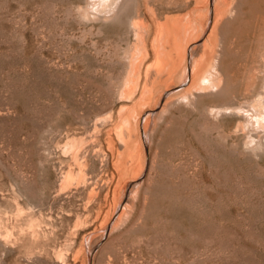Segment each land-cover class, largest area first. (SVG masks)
I'll use <instances>...</instances> for the list:
<instances>
[{
    "label": "rangeland",
    "instance_id": "374dc122",
    "mask_svg": "<svg viewBox=\"0 0 264 264\" xmlns=\"http://www.w3.org/2000/svg\"><path fill=\"white\" fill-rule=\"evenodd\" d=\"M101 1L0 0V264H264V0Z\"/></svg>",
    "mask_w": 264,
    "mask_h": 264
},
{
    "label": "bare ground",
    "instance_id": "6f19581e",
    "mask_svg": "<svg viewBox=\"0 0 264 264\" xmlns=\"http://www.w3.org/2000/svg\"><path fill=\"white\" fill-rule=\"evenodd\" d=\"M118 1L119 0H102L101 1V3H100V6H101V8L99 9V13L101 12V13H103L104 15H108V13H109V9L111 10V11H113L117 6H118ZM129 3V2H128ZM120 5V4H119ZM217 6V8H218V6H220L219 4L218 5H216ZM223 6V5H222ZM227 6V5H226ZM214 8H216V7H214ZM216 8V9H217ZM226 8V7H225ZM221 9H222V7H221ZM237 10V9H236ZM110 11V12H111ZM214 11H216L215 9H214ZM217 11H218V9H217ZM219 12V11H218ZM217 13V12H216ZM110 16V15H109ZM140 16V15H139ZM214 16H215V14H214ZM223 16V15H222ZM214 18V17H213ZM219 18V17H218ZM157 20V19H156ZM226 20V19H225ZM207 22V21H206ZM130 23V22H129ZM156 23V22H155ZM186 23H187V21H186ZM216 23V22H215ZM214 23V24H215ZM142 24V23H141ZM157 24V23H156ZM159 24V23H158ZM158 24H157V26H158ZM165 24V23H164ZM163 24V25H164ZM213 24V25H214ZM131 26V25H130ZM160 26V25H159ZM166 26V25H165ZM187 26V25H186ZM185 26V27H186ZM137 27V26H136ZM156 27V26H155ZM164 27V26H163ZM163 27H162V30H163ZM138 28V30H139V28L140 27H137ZM133 29H134V26H133ZM142 29V28H141ZM158 29H160V28H158ZM166 29H167V27H166ZM165 29V30H166ZM177 29V28H176ZM134 30H137V29H134ZM168 30H169V28L167 29V32L166 33H168ZM171 27H170V30H169V32H170V34L171 33H173V31L171 32ZM178 30V29H177ZM180 30V29H179ZM195 30V29H194ZM164 31V30H163ZM163 31H162V34H163ZM181 31V30H180ZM141 32V31H140ZM139 32V33H140ZM177 32V31H176ZM175 31H174V33H176ZM182 32H184V31H182ZM213 32V31H212ZM211 32V33H212ZM135 33H136V31H135ZM137 33H138V31H137ZM137 33H136V35H137ZM145 33V32H144ZM165 33V34H166ZM181 33V32H180ZM141 34V33H140ZM162 34H161V37H164L165 36V34L162 36ZM191 34V33H190ZM193 34V33H192ZM139 35V34H138ZM138 35H137V37H138ZM144 35V34H143ZM168 35V34H167ZM174 35V34H173ZM188 35H189V33H188ZM194 36H195V34H193ZM157 36V35H156ZM159 36H160V33H159ZM159 36H158V38H157V40L159 39ZM171 36V35H170ZM181 35L179 34L178 35V41H180L181 40V37H180ZM186 36H187V33H186ZM193 36V37H194ZM213 36V35H212ZM167 37V36H166ZM192 37V38H193ZM139 38V37H138ZM144 38V37H143ZM156 38V37H155ZM169 38V37H168ZM188 38V37H187ZM191 38V36H189V39ZM166 39V38H165ZM185 39H186V37H185ZM208 39H209V37H208ZM156 40V41H157ZM160 40H162V38L160 39ZM167 40V39H166ZM166 40H164V42L166 43ZM197 38L195 37L194 38V40H192L193 42L191 43V42H187L186 43V41H185V43H184V40H183V47L181 48V47H179L178 48V51H177V53H176V60H174V58H172V56H173V54H172V56H170L171 58H167L168 59V61L170 62H172L171 64L173 65L172 67L174 68V69H176V68H178L179 67V65H183L184 64V70L186 69L185 68V64H187V54L188 53H190V55L189 56H191V53L193 52V50L195 49V47L197 46V44H198V42H197ZM215 40V39H214ZM139 41V40H138ZM153 41V40H152ZM168 41V40H167ZM169 41H170V39H169ZM189 41V40H188ZM143 42V41H142ZM141 42V43H142ZM154 42V41H153ZM161 42V41H160ZM163 42V41H162ZM172 43H173V41H171ZM156 43V42H155ZM154 43V44H155ZM169 43V42H168ZM222 43V42H221ZM136 44H138V43H136ZM156 44H158V43H156ZM174 45H176L175 43H173ZM179 44H180V42H179ZM204 44H205V42H204ZM213 44V43H212ZM139 45V44H138ZM159 45V44H158ZM161 45H164L163 43L162 44H160V46H158V48L159 47H161ZM166 45V44H165ZM178 45V44H177ZM221 45V44H220ZM144 46H145V43H144ZM171 46V49H172V45H170ZM179 46V45H178ZM180 46H181V44H180ZM201 46V45H200ZM205 46V45H204ZM207 46H209V45H207ZM219 46V45H218ZM222 46V45H221ZM168 47H169V45H168ZM144 48V47H143ZM262 49H260L261 50V52H260V50H259V55L260 56H264V44L262 45V47H261ZM139 49H140V46H139ZM138 49V50H139ZM170 49V47H169V50H171ZM224 49V48H223ZM212 50V49H211ZM213 50H215V49H213ZM219 50V49H218ZM226 50V49H225ZM252 50V49H251ZM141 51H142V49H141ZM140 51V54H143L142 52H144V51H142L141 52ZM163 51V50H162ZM160 52V51H159ZM158 52V53H159ZM169 52V51H168ZM173 51H171V53H172ZM219 52H220V50L218 51V54H219ZM145 53V52H144ZM201 53H202V55H204V56H208L207 58L209 59L208 60V64H207V67H206V65L204 66L203 65V63H201L202 61H203V59H199V62H197L196 63V65H195V67H194V72L192 73L191 72V75H190V72L189 73H187V75H186V73L183 75L184 77H183V81L187 78V76H189L188 78H187V80H191V82H190V87L189 88H192V89H197V88H199V90H200V88H206V87H213L214 86V89L216 88H219L217 85H219L220 83H219V80H220V78L222 77L221 76V72H220V68L219 67H217L218 65H217V62H216V60L215 59H217V58H213L214 56H213V51H208V53L206 52V50H204L203 49V52L201 51ZM222 53H224V52H222ZM144 55L145 54H143L142 55V57H144ZM160 55V54H159ZM217 55V54H216ZM204 56H202L203 58H204ZM140 57H141V55H139V59H140ZM158 57V56H157ZM215 57H217V56H215ZM162 58V57H161ZM190 58V57H189ZM200 58V57H199ZM262 58V57H261ZM160 59V58H159ZM171 59H173V60H171ZM214 59V60H213ZM202 60V61H201ZM206 60V59H205ZM220 60H222V57H221V59ZM168 61H167V63H168ZM201 61V62H200ZM205 62V61H204ZM261 63V62H260ZM141 64V63H140ZM170 64V63H169ZM220 64V63H219ZM224 65V64H223ZM229 65V64H228ZM254 65V64H253ZM164 66H166L165 64H164ZM169 66V65H168ZM204 66V67H203ZM259 66V65H258ZM167 67V66H166ZM252 67V66H251ZM260 67V66H259ZM162 68V67H161ZM171 68V67H170ZM169 68V69H170ZM206 68V69H205ZM258 67H256V68H254V69H257ZM135 69V68H134ZM168 69V70H169ZM209 69H211V70H209ZM261 69L262 70H264V60H263V65L261 66ZM158 70V69H157ZM159 70H161V69H159ZM164 70V69H163ZM166 70V69H165ZM164 70V71H165ZM221 70H224V69H221ZM261 70V71H262ZM135 71V70H134ZM162 71V70H161ZM161 71L159 72L160 74H162L161 73ZM164 71H162V72H164ZM170 71V70H169ZM172 68H171V73H172ZM255 70H251V72H254ZM260 71V72H261ZM185 72V71H184ZM259 72V71H258ZM263 72V71H262ZM169 73V72H168ZM167 73V74H168ZM228 73V72H227ZM245 73V72H244ZM155 74V73H154ZM153 74V75H154ZM166 74V73H165ZM222 74H223V72H222ZM163 75H164V73H163ZM260 75V83H259V88L261 89V90H263L262 92H264V73H261V74H259ZM156 76V75H155ZM157 76H159V75H157ZM161 76V75H160ZM169 76V75H168ZM167 76V79H169L170 78V76L168 77ZM221 76V77H220ZM224 76V75H223ZM155 78V77H154ZM226 78V77H225ZM255 78V77H254ZM165 79V78H164ZM171 79V78H170ZM222 79V78H221ZM231 79V78H230ZM166 80V79H165ZM162 81V80H161ZM231 81V80H230ZM229 81V82H230ZM259 81V80H258ZM154 83H155V81H153ZM157 82V81H156ZM159 82V81H158ZM221 82V81H220ZM224 82H226V81H224ZM163 83V82H162ZM165 83H168L167 81L165 82ZM189 83V82H188ZM206 83V84H205ZM227 83H225V85H226ZM237 84V83H236ZM255 84H257V83H255ZM164 85V84H163ZM167 85V84H166ZM134 86V85H133ZM151 86V85H150ZM180 86H183V85H180ZM168 87V86H167ZM225 87V86H224ZM223 87V88H224ZM131 88V87H130ZM175 88V87H174ZM178 88V87H177ZM180 88V87H179ZM222 88V89H223ZM216 89H215V91H216ZM232 89V88H231ZM131 90H132V88H131ZM219 90V89H218ZM130 91V90H129ZM227 91H228V89H227ZM188 92H189V90H188ZM191 92V91H190ZM202 92V91H201ZM209 92V91H208ZM198 93V92H197ZM204 93H205V91H204ZM210 93V92H209ZM212 93V92H211ZM220 93H223V90H222V92H220ZM261 93V92H260ZM191 94V93H190ZM194 94V93H193ZM213 94H215V93H213ZM186 95L187 94H185L184 96L182 95V98L183 97H186ZM196 95V94H195ZM199 95V94H198ZM200 95H202V94H200ZM204 95V94H203ZM202 95V96H203ZM206 95H207V93H206ZM235 95V94H234ZM253 95V94H252ZM189 96V95H188ZM187 96V97H188ZM191 96V95H190ZM213 96V95H212ZM219 96V95H218ZM221 96V95H220ZM258 96V95H257ZM228 97V96H227ZM189 98V97H188ZM186 99V98H185ZM190 99V98H189ZM254 100V99H253ZM188 101V100H187ZM190 101V100H189ZM255 102H254V104L252 105V106H250L251 108H252V112H250V115H249V117L247 118V116H245L246 114H242V112L240 111V112H238L239 113V115L240 116H242L243 117V119H246V121H248V123H249V121H250V123H252L253 121H255L258 125H261L262 123V121L264 122V116H263V112H264V97L263 96H258V98L256 99V100H254ZM246 105V104H245ZM248 105V104H247ZM225 106V105H224ZM223 107V106H222ZM225 107H227V108H229L228 107V105L227 106H225ZM224 107V108H225ZM244 106H242V108H243ZM242 108H240L241 110H242ZM230 109H231V107H230ZM244 109V108H243ZM261 109H263V110H261ZM174 110V109H173ZM218 110V109H217ZM217 110H215V111H217ZM225 110V109H224ZM231 111H233V110H231ZM237 111H239V110H237ZM221 112V111H220ZM224 112V111H223ZM153 113V112H152ZM220 114V113H219ZM233 114V113H232ZM237 115V114H236ZM255 118V119H254ZM242 119V118H241ZM249 119V120H248ZM245 121V122H246ZM240 122V121H239ZM242 124V123H241ZM243 124H245V123H243ZM239 125V123L237 124V126ZM263 126H264V123L262 124ZM247 126V124L245 125V127ZM252 127V126H251ZM262 127V126H261ZM259 128V127H258ZM239 129V128H238ZM240 129H241V127H240ZM252 129V128H251ZM257 129V128H256ZM263 130H264V128H262ZM250 130V129H249ZM255 130V129H254ZM261 130V129H260ZM144 131V130H143ZM244 131H246V130H244ZM253 131V130H252ZM252 133V132H251ZM256 133V132H255ZM253 134V133H252ZM264 135V134H263ZM127 136V135H126ZM259 136V135H258ZM248 137V136H247ZM254 138V137H253ZM249 139V138H248ZM252 139V138H251ZM253 140V139H252ZM251 140V141H252ZM257 140V139H256ZM248 141V140H247ZM255 142V141H254ZM256 143V142H255ZM258 143V142H257ZM252 144V143H251ZM246 145H247V143H246ZM248 145H250V144H248ZM253 145V144H252ZM259 145V144H258ZM74 146V145H73ZM248 147V146H247ZM249 147H251V146H249ZM255 149L257 148V147H254ZM261 148V147H260ZM252 149V148H251ZM262 149V148H261ZM264 149V148H263ZM253 150V149H252ZM251 158V157H250Z\"/></svg>",
    "mask_w": 264,
    "mask_h": 264
}]
</instances>
